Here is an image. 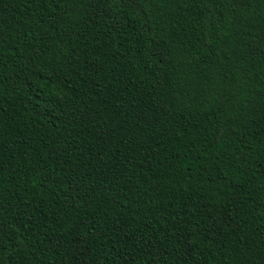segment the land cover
I'll list each match as a JSON object with an SVG mask.
<instances>
[{"label":"trees","instance_id":"trees-1","mask_svg":"<svg viewBox=\"0 0 264 264\" xmlns=\"http://www.w3.org/2000/svg\"><path fill=\"white\" fill-rule=\"evenodd\" d=\"M0 264H264V0H0Z\"/></svg>","mask_w":264,"mask_h":264}]
</instances>
